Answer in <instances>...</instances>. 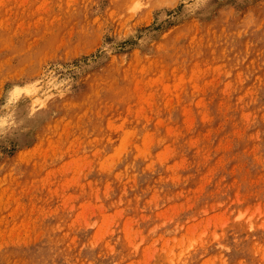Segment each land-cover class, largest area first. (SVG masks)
Listing matches in <instances>:
<instances>
[{
	"label": "rangeland",
	"instance_id": "1",
	"mask_svg": "<svg viewBox=\"0 0 264 264\" xmlns=\"http://www.w3.org/2000/svg\"><path fill=\"white\" fill-rule=\"evenodd\" d=\"M0 61V264H264V0H0Z\"/></svg>",
	"mask_w": 264,
	"mask_h": 264
},
{
	"label": "bare ground",
	"instance_id": "2",
	"mask_svg": "<svg viewBox=\"0 0 264 264\" xmlns=\"http://www.w3.org/2000/svg\"><path fill=\"white\" fill-rule=\"evenodd\" d=\"M64 35V34H63ZM62 39H64V38H62ZM52 42V41H51ZM51 44V43H50ZM60 44H61V42H60ZM52 45V44H51ZM54 47V46H53ZM55 49H56V47H54ZM3 60V59H2ZM1 62V61H0Z\"/></svg>",
	"mask_w": 264,
	"mask_h": 264
}]
</instances>
